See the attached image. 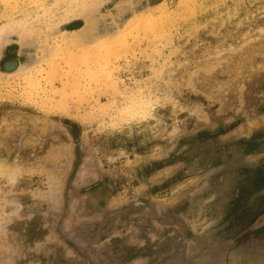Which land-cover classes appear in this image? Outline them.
Masks as SVG:
<instances>
[{"label": "rangeland", "instance_id": "1", "mask_svg": "<svg viewBox=\"0 0 264 264\" xmlns=\"http://www.w3.org/2000/svg\"><path fill=\"white\" fill-rule=\"evenodd\" d=\"M263 138L264 0H0V264H264Z\"/></svg>", "mask_w": 264, "mask_h": 264}, {"label": "bare ground", "instance_id": "2", "mask_svg": "<svg viewBox=\"0 0 264 264\" xmlns=\"http://www.w3.org/2000/svg\"><path fill=\"white\" fill-rule=\"evenodd\" d=\"M1 1H2V0H1ZM9 1H10V0H9ZM34 2H35V1H34ZM4 3H5V2H4ZM22 3H24V2H22ZM29 3H30V2H29ZM8 4H9V3H8ZM37 4H38V3H37ZM4 11H5V10H4ZM26 12H27V11H26ZM171 12H172V11H171ZM20 14H21V13H20ZM169 14H170V12H169ZM171 14H172V13H171ZM166 15H167V14H166ZM3 16H5V15H3ZM15 16H16V15H15ZM151 16H152V15H151ZM151 16H150V17H151ZM13 17H14V16H13ZM13 17H12V18H13ZM158 17H159V16H158ZM140 18H142V17H140ZM147 18H148V17H147ZM142 19H143V18H142ZM151 19H152V18H151ZM155 19H157V18H155ZM169 19H170V18H169ZM137 20H138V19H137ZM137 20H136V21H137ZM21 21H22V20H21ZM139 21H140V20H138L137 22L139 23ZM158 22H159V21H158ZM158 22H157V23H158ZM8 23H9V22H8ZM10 23H11V21H10ZM20 23H22V22H20ZM154 23H155V22H154ZM160 23H162V22H160ZM160 23H158V24H160ZM12 24H13V22H12ZM17 24H18V23H17ZM17 24H16V25H17ZM140 24H143V22L141 21ZM164 24H165V23H164ZM18 25H19V24H18ZM18 25H17V26H18ZM13 26H14V24H13ZM13 26H10V27H13ZM137 26H138V24H137ZM137 26H136V27H137ZM144 26H145V23H144ZM148 26H149V25H148ZM15 27H16V26H15ZM19 27H20V25H19ZM21 27H22V26H21ZM136 27H135V28H136ZM155 27H156V26H155ZM159 27H160V26H159ZM135 28H132L133 31H134ZM143 28H144V27H143ZM29 29H30V28H29ZM144 29H145V28H144ZM154 29H155V28H154ZM159 29H160V28H158V30H159ZM3 30H4V28H3ZM26 30H27V29H26ZM158 30H157V31H158ZM27 31L29 32V30H27ZM160 31H161V30H160ZM160 31H159V32H160ZM162 31H163V30H162ZM162 31H161V32H162ZM25 32H26V31H25ZM30 33H31V32H30ZM23 34H24V33H23ZM130 34H132V33H130ZM133 34H134V33H133ZM21 35H22V33H21ZM24 35H26V33H25ZM24 35H23V36H24ZM29 35H30V34H29ZM27 36H28V34H27ZM29 37H30V36H28V39H29ZM25 38H26V37H25ZM31 38H32V37H31ZM119 38H120V37H119ZM98 39H100V38H98ZM116 39H118V38H114V39H112L113 42L116 41ZM65 40H66V39H65ZM96 40H97V38H96ZM112 40H111V42H112ZM101 41H103V39H101ZM108 41L110 42V40H108ZM19 42H21V41H19ZM98 42H99V41H98ZM111 42H110V45H112ZM120 42H121V38H120V40H119V43H120ZM65 43H66V42H65ZM89 43H90V42H89ZM114 43H115V42H114ZM114 43H113V45H114ZM67 44H68V43H67ZM98 44H99V43H98ZM107 44H108V43H107ZM113 45H112V46H113ZM64 46H65V45H64ZM101 46H102V47L105 46L104 43H101L100 47H101ZM112 46H111L110 48H113ZM118 46H119V45H118ZM107 47H109V46H107ZM59 48H60V47H59ZM65 48H66V47H65ZM67 48H69V47H67ZM93 48H95V47H93ZM93 48H91L90 50H92ZM98 48H99V47H98ZM115 48H116V47H115ZM129 48H130V47H129ZM60 49H61V48H60ZM63 49H64V48H63ZM102 49H103V48H102ZM113 49H114V48H113ZM95 50H97V49L95 48ZM95 50H93V51H95ZM109 50H110V49H109ZM60 51H61V50H60ZM93 51H91V52H93ZM102 51H104V50H102ZM87 52H88V51H87ZM87 52H86V53H87ZM59 53H60V52H59ZM63 53H65V51H64ZM82 53H83V52H82ZM82 53H81V54H82ZM97 53H98V52H97ZM97 53H95V54L98 55L99 53H101V50H100V52H99L98 54H97ZM92 54H93V53H89V55H92ZM95 54H94V55H95ZM83 55H85V54H83ZM83 55H81V59L84 58V57H82ZM52 56H53V55H52ZM116 56H117V55H116ZM50 57H51V56H50ZM50 57H49V58H50ZM85 57H87V56H85ZM89 57H91V56H89ZM89 57H88V58H89ZM69 60H71V57L69 58ZM73 60H74V57H73ZM80 61H81V60H80ZM51 62H52V61H51ZM70 62H71V61H70ZM73 62H74V61H73ZM71 63H72V62H71ZM24 65H25V64H24ZM27 65H28V64H27ZM22 67H23V65H22ZM31 68H33V67H31ZM19 69H20V68H19ZM27 70L31 71L32 69H30V67H29V69H27ZM27 70H23V71L25 72V71H27ZM29 71H28V72H29ZM19 72H20V71H19ZM20 74H21V72H20ZM29 74H31V72H29ZM32 77H33V76H32ZM30 81H31V80H30ZM32 81H33V79H32ZM30 85H31V84H30ZM32 87H33V86H32ZM128 96H129V95H128ZM132 96H133V95H131V98H130V100H133V101H131V104L129 103V101H127L130 105L127 104V105H126L127 107H124L123 110H122L119 114H120V115L122 114L121 116H123V114H124V112H125V114L127 113L129 116H132V117H133V116H136V117H142L141 119H143V117L145 118L146 116H151V114H150V110H149V106H148V104H149L148 102H150V101L145 102V101H142V100H141L142 103H141V102H135V101H136V98H134V97H132ZM132 98H134V99H132ZM138 98L141 99V97H138ZM125 99H126V98H125ZM127 100H128V98H127ZM134 100H135V101H134ZM144 100H145V97H144ZM151 103H152V102H151ZM151 103H150V104H151ZM150 104H149V105H150ZM151 111H153V109H152ZM122 112H123V113H122ZM127 114H126V116H127ZM118 116H119V115H118ZM123 117H125V115H124ZM132 117H131V118H132ZM127 118H128V117H127ZM248 131H249V130H248ZM0 169L3 170L2 166H0ZM1 172H2V171H1ZM0 174H1V173H0ZM3 174H4V173H3ZM13 175H14V173H13ZM13 175H12V176H13ZM10 179H11V177H10Z\"/></svg>", "mask_w": 264, "mask_h": 264}, {"label": "flooded vegetation", "instance_id": "3", "mask_svg": "<svg viewBox=\"0 0 264 264\" xmlns=\"http://www.w3.org/2000/svg\"><path fill=\"white\" fill-rule=\"evenodd\" d=\"M262 177H264V172H262L261 175H260V178H262ZM262 198H263L262 205L264 206V197H262Z\"/></svg>", "mask_w": 264, "mask_h": 264}, {"label": "water", "instance_id": "4", "mask_svg": "<svg viewBox=\"0 0 264 264\" xmlns=\"http://www.w3.org/2000/svg\"><path fill=\"white\" fill-rule=\"evenodd\" d=\"M261 143V144H264V138L263 139H259V140H257V143Z\"/></svg>", "mask_w": 264, "mask_h": 264}]
</instances>
